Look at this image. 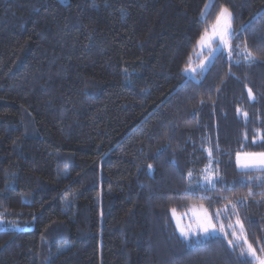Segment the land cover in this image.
I'll return each instance as SVG.
<instances>
[{"label": "trees", "instance_id": "trees-1", "mask_svg": "<svg viewBox=\"0 0 264 264\" xmlns=\"http://www.w3.org/2000/svg\"><path fill=\"white\" fill-rule=\"evenodd\" d=\"M207 3L0 0V217L25 228H0V264H256L180 234L172 209L201 206L264 256V172L236 165L264 152V0ZM222 7L241 55L186 78Z\"/></svg>", "mask_w": 264, "mask_h": 264}, {"label": "snow or ice", "instance_id": "snow-or-ice-1", "mask_svg": "<svg viewBox=\"0 0 264 264\" xmlns=\"http://www.w3.org/2000/svg\"><path fill=\"white\" fill-rule=\"evenodd\" d=\"M207 7V6H206ZM206 18V17H205ZM233 13L226 7H222L220 10V13L216 16L215 22L210 25V28H205L203 33L200 35L197 45L201 49V52L198 53V55H203L204 50H207V59L208 62H214L217 55H222L224 51H227L228 59L231 61L233 55H241V53L234 52L232 41L234 39H238V34L234 33L232 30V21H233ZM219 41L218 44H215L213 46L215 41ZM239 47V45H237ZM243 59L246 62L251 63L254 60V57H252L251 52L248 51L247 45H245L244 52H243ZM238 62V61H237ZM206 67V64H203L201 66L202 70ZM248 98L249 100H255V96L253 95V92L251 89L248 90ZM240 109H237V112H240ZM245 118H247L248 113H244ZM262 136H264V133H262ZM255 143V140L253 141ZM208 151L209 157L212 156V150L206 149ZM241 155L245 157V160L241 162ZM237 164L240 168L244 169L245 172H251V171H260L264 172V152H253V153H243L237 154ZM152 166L149 165V168ZM203 180L205 182L206 190H215L216 185L218 184V180L215 178L216 173L214 170H211L208 166L205 167L203 170ZM189 178H191L192 173L191 171L188 173ZM259 179V178H256ZM251 182V178L249 180V183ZM191 183V181H190ZM226 191H231L232 189L227 188L225 186ZM191 191L185 192V196L191 195ZM253 195L252 192L248 193V196ZM204 199H207V197H204ZM244 201L243 200H235L230 201V206L235 211ZM193 213L196 216V224L195 228H193L192 225H189L187 229L181 228L178 225V228L180 230L181 235L186 239L190 240L191 236H197L198 239L195 241V243H200L203 240L209 239V238H215L217 233H222L223 238L227 240L228 245L232 248H235L237 245L234 243L233 239L229 238L228 232L225 231L223 225H221L219 228L216 227L214 223V218L209 215L208 210L205 209L203 206L199 208V210L193 208ZM227 211V209H225ZM173 216L176 214V210L172 209ZM219 213H217L215 219L218 220ZM236 226H238L241 230L240 234H237L234 230L232 231V237L235 240H239L241 234L244 232V226L241 223L240 219L237 218L236 220ZM229 228H233L232 225H229ZM244 243L247 244V251L249 254H251L253 257H256V250L252 247V245L248 242L247 237L244 238ZM259 264H264V260H260Z\"/></svg>", "mask_w": 264, "mask_h": 264}, {"label": "rangeland", "instance_id": "rangeland-1", "mask_svg": "<svg viewBox=\"0 0 264 264\" xmlns=\"http://www.w3.org/2000/svg\"><path fill=\"white\" fill-rule=\"evenodd\" d=\"M212 1H213V0H208V3H207V5H206V6H207L206 9L209 7V5H210V3H211ZM231 27H232V25H231ZM218 43H219L218 40L215 41L214 44H213V46H215V44H218ZM198 49H199V51L201 52V49L199 48V46H198ZM205 51H207V50H204V52H205ZM224 52H227V51H224ZM210 63H211V62H208V59H207V57H206V58L201 62V64H200L199 66H197V67H192V68H190L189 70H186V71L184 72L185 77H186V78H191V79H194V80H198L199 75L204 74V72L206 71V69H207V67L209 66ZM203 64H206V67H204L203 70H202L201 66H202ZM197 210H199V208H197ZM172 215H173V214H172ZM173 219H174V222H175V224H176L178 230H179L178 225H179L181 228H185V229H187L189 225H192L193 228H195V224H196V216H195L194 214H192V212H191L189 215H185V216H184L185 222L183 221V218H181V217H177L176 215L173 216ZM0 228H3V229H11V230H16V231L25 229L24 227H21V226H18V225H7V224L4 223V220H3L1 217H0ZM233 230H234L237 234H240V232H241L240 228H239L238 226H236V225H235V228H234ZM179 232H180V230H179ZM180 234H181V233H180ZM191 237H192V236H191ZM194 237H196V236H194ZM233 240H234V243H237V244H238V243H242V242H244V238H243L242 234H241L239 240H235L234 238H233ZM250 256H251V259H253V260L256 262V264H259V261H260V260H264V256H262V257H257V256H256V257H253L251 254H250Z\"/></svg>", "mask_w": 264, "mask_h": 264}, {"label": "crops", "instance_id": "crops-1", "mask_svg": "<svg viewBox=\"0 0 264 264\" xmlns=\"http://www.w3.org/2000/svg\"><path fill=\"white\" fill-rule=\"evenodd\" d=\"M240 159H241V162H243V161L245 160V157H244L243 155H241ZM236 165H237L238 170H240V171H245L244 169H242V168H240V167L238 166V164H237V159H236Z\"/></svg>", "mask_w": 264, "mask_h": 264}]
</instances>
